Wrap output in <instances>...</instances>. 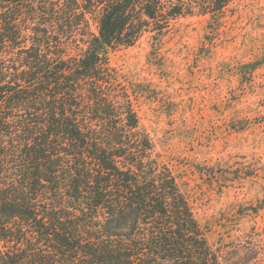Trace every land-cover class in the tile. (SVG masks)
Instances as JSON below:
<instances>
[{"label": "trees", "instance_id": "trees-1", "mask_svg": "<svg viewBox=\"0 0 264 264\" xmlns=\"http://www.w3.org/2000/svg\"><path fill=\"white\" fill-rule=\"evenodd\" d=\"M233 1L0 0V264H252L208 243L107 56Z\"/></svg>", "mask_w": 264, "mask_h": 264}, {"label": "rangeland", "instance_id": "rangeland-1", "mask_svg": "<svg viewBox=\"0 0 264 264\" xmlns=\"http://www.w3.org/2000/svg\"><path fill=\"white\" fill-rule=\"evenodd\" d=\"M107 56L211 247L252 241L264 264V0L177 17Z\"/></svg>", "mask_w": 264, "mask_h": 264}]
</instances>
